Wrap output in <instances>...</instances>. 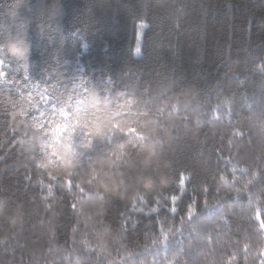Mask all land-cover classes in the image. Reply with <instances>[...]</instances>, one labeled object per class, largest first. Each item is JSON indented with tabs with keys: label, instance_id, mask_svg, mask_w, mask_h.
Returning a JSON list of instances; mask_svg holds the SVG:
<instances>
[{
	"label": "clouds",
	"instance_id": "1",
	"mask_svg": "<svg viewBox=\"0 0 264 264\" xmlns=\"http://www.w3.org/2000/svg\"><path fill=\"white\" fill-rule=\"evenodd\" d=\"M4 7L0 264H264V0Z\"/></svg>",
	"mask_w": 264,
	"mask_h": 264
},
{
	"label": "trees",
	"instance_id": "2",
	"mask_svg": "<svg viewBox=\"0 0 264 264\" xmlns=\"http://www.w3.org/2000/svg\"><path fill=\"white\" fill-rule=\"evenodd\" d=\"M119 3V0H115ZM30 0H0V21L3 20L5 15V5H7V15H9L16 22H23L31 15V9L29 7ZM221 27L227 24V21H218ZM124 36H113L112 37V56L114 59H118L124 52ZM91 63H106L108 57L101 54L98 50L94 51L90 57H88ZM174 72L177 77H182L186 73H191L194 68L191 61L186 64L176 62L173 66ZM171 75V73H170Z\"/></svg>",
	"mask_w": 264,
	"mask_h": 264
}]
</instances>
